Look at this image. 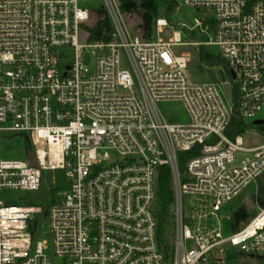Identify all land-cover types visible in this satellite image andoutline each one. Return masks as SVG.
<instances>
[{
    "label": "built area",
    "instance_id": "obj_1",
    "mask_svg": "<svg viewBox=\"0 0 264 264\" xmlns=\"http://www.w3.org/2000/svg\"><path fill=\"white\" fill-rule=\"evenodd\" d=\"M174 1L173 17L186 8L193 19L159 18L145 40L120 18L119 0H0V143L10 135L32 144L26 161L0 153V264H229L228 253L264 264V207L223 235L227 207L264 175V145L227 136L237 119L264 137L255 125L264 121V0ZM100 8L112 30L92 41ZM164 28L169 42L158 39ZM181 47L201 57L218 48L227 78L208 69L211 82H192ZM165 105H181L187 122ZM188 152L196 155L182 168ZM163 168L172 250L158 238ZM57 171L69 188L48 210L7 197L39 192L46 172L56 186ZM39 215L52 253L36 240Z\"/></svg>",
    "mask_w": 264,
    "mask_h": 264
},
{
    "label": "rangeland",
    "instance_id": "obj_2",
    "mask_svg": "<svg viewBox=\"0 0 264 264\" xmlns=\"http://www.w3.org/2000/svg\"><path fill=\"white\" fill-rule=\"evenodd\" d=\"M184 15L176 14L173 17V21L176 24L182 23L186 19L192 20L195 15V11L191 9L184 8ZM163 12V11H162ZM163 14V13H162ZM122 21L127 25L130 32L138 34L137 26L139 25V19L136 17H126L125 15L120 16ZM160 18H165L161 16ZM93 26L96 24V20L92 21ZM174 37V32L170 28H164L161 33L158 34V39L169 42ZM187 42L186 39L183 40ZM176 54L181 56L182 54L190 55L191 62L188 66V74L192 82L196 84H204L212 81L208 69L213 78H227V74L223 70V64L220 62V50L218 48H211L209 50V59L208 62H204L200 55L199 50L193 47H181L176 50ZM71 62V59L69 60ZM164 111L170 109L176 110L175 121L179 123L187 122L186 113L183 110L181 105H165L163 107ZM260 119L264 120V112L259 116ZM252 121L250 124L252 125ZM244 147L245 148H257L264 145V137L259 134V128H252L248 130L243 135ZM0 153L2 159L5 160H23L26 161L27 158V149L25 141L22 137L19 136H3L0 143ZM30 153V152H29ZM28 153V154H29ZM32 163H34L32 161ZM45 181L42 189L39 192H9L8 196L10 199H14V205L22 206H35L42 207L45 211L48 210L54 202L59 203L61 201L62 191H58L54 184V174L51 172L45 173ZM264 182V178L261 179ZM258 184L256 186H251L246 189L238 198H236L226 209L225 213L232 217L234 212L239 208L245 207L249 214L252 215L251 219L258 212V205L254 201L253 197L258 193ZM249 220V221H250ZM248 221V222H249ZM36 222L39 225L37 234L35 235L36 240L40 242H45L49 249V253H52V235L50 232V222L48 217L44 215H39L36 218ZM247 222V223H248ZM230 222L227 218L223 219V235L225 237L232 234V229ZM173 234L169 237L168 242L171 250L173 249ZM260 257V258H259ZM254 259L247 256H241L233 262L232 264H263L261 256Z\"/></svg>",
    "mask_w": 264,
    "mask_h": 264
},
{
    "label": "trees",
    "instance_id": "obj_3",
    "mask_svg": "<svg viewBox=\"0 0 264 264\" xmlns=\"http://www.w3.org/2000/svg\"><path fill=\"white\" fill-rule=\"evenodd\" d=\"M122 13L126 17H136L139 19V25L137 31L145 40H151L155 37L156 21L164 16L166 19L171 20L176 13L177 5L174 0H119ZM163 11V12H162ZM163 13V14H162ZM111 25L106 16L105 10L100 8L98 10V22L91 30L92 41H106L111 33ZM209 55L203 54L202 60L208 62ZM226 66L225 62H222ZM246 129L242 123L234 119L231 126L227 131V136L231 139L236 138L239 135L245 134ZM25 145L27 153L32 151V144L29 138H25ZM196 155L195 152H188L181 154L182 168H185V159H189ZM258 180V193L253 197L258 207H264V182L261 179ZM69 188L65 179V173L63 171L56 172V189L58 191H65ZM174 204V194L172 189L171 175L167 168L161 169L158 179V194H157V207L156 216L158 219V238L160 243H167L172 233V211ZM255 216V215H254ZM252 215L249 214L245 207L239 208L231 218V228L234 233L238 232L241 227L246 224ZM241 255L235 253H228L226 256L227 263L236 262Z\"/></svg>",
    "mask_w": 264,
    "mask_h": 264
},
{
    "label": "water",
    "instance_id": "obj_4",
    "mask_svg": "<svg viewBox=\"0 0 264 264\" xmlns=\"http://www.w3.org/2000/svg\"><path fill=\"white\" fill-rule=\"evenodd\" d=\"M231 75H232L233 78H235V74H234L233 71H231ZM263 124H264V121H260V120H259V121H256V122H255V125H256V126H262Z\"/></svg>",
    "mask_w": 264,
    "mask_h": 264
}]
</instances>
